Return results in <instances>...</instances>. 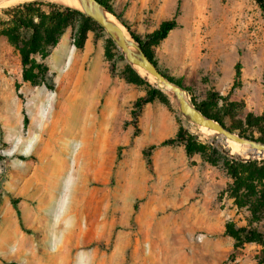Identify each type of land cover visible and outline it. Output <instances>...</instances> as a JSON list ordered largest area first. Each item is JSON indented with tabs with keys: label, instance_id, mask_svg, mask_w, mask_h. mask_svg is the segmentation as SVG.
<instances>
[{
	"label": "rangeland",
	"instance_id": "1",
	"mask_svg": "<svg viewBox=\"0 0 264 264\" xmlns=\"http://www.w3.org/2000/svg\"><path fill=\"white\" fill-rule=\"evenodd\" d=\"M104 1L191 102L264 139V11L254 0ZM39 2L42 13L61 10ZM18 5L0 8V264H264V180L247 166L237 195L226 168L264 170V157L204 135L81 10L91 20L66 14L58 43L29 55L35 82L24 80L34 32L12 21ZM172 19L177 28L153 38ZM181 131L202 151L191 159L183 144L161 145Z\"/></svg>",
	"mask_w": 264,
	"mask_h": 264
},
{
	"label": "trees",
	"instance_id": "2",
	"mask_svg": "<svg viewBox=\"0 0 264 264\" xmlns=\"http://www.w3.org/2000/svg\"><path fill=\"white\" fill-rule=\"evenodd\" d=\"M99 1L105 7H107V9H109L110 11H113L112 8L110 6H108L106 1H104V0H99ZM254 1L264 11V0H254ZM42 4L43 3L39 2V1L29 2V3L20 4L11 10V11H14V14L12 15V21L14 22V24H16L20 28L31 29L34 32L31 41L27 44V47H28L27 50H24L22 53V55H23L22 64L24 66V80L30 81V82H35L34 77L28 72V69H27L30 53H32V51L34 52L36 50V48L39 47V44L41 42H43L47 46L55 45L58 43L60 37L63 34V20L65 19L66 14L77 13L80 16H83L86 21L91 20L89 17H85V15H83V13H80L79 11H76V10L68 8V7L65 8V7L60 6L58 8H60L61 10H51L48 13H42L39 9H35L36 6L39 7V6H42ZM52 6L56 7L55 4H52ZM179 9H180V2H179L178 7H177V14L179 12ZM26 18H31L32 20L35 18H38L39 24L30 26L26 22ZM177 26H178V24L176 22V19L166 21L161 25L160 29L154 33L153 38L160 39V40L166 39L167 36L169 35V33L172 30H174L175 28H177ZM81 30H82V33L84 34L86 29L82 28ZM133 37L140 44L141 50L144 52V54L155 64L156 67H158L156 62L152 58V55L140 43L139 39L137 37H135L134 35H133ZM160 71L170 81H172L173 83L184 88V86H182L181 83L176 82L174 79L167 76L162 70H160ZM240 76H241V72H240L239 67H237L236 79H239ZM150 102H152V98L150 95L137 100V102L135 103L136 109H134V111H133V117L136 118V115L138 113L137 110L140 109L143 104H147ZM192 103H193V101H192ZM193 105L195 107H197L198 110L201 111L202 113H204L206 116H208L211 119L218 121L219 123L224 125V123L217 116H213V115L208 114L202 108H200L199 106H197L194 103H193ZM232 131H234V130H232ZM240 135L246 136L243 133H240ZM258 141L264 142V139H259ZM178 143L184 145L186 154L190 159L192 158L193 154H195L197 152H202L200 150V148L197 146V144L195 143L194 139L192 137L187 136L183 131L179 132V134L175 138L163 141L161 143V145L162 146H168V145H175ZM120 150L121 149L119 148L118 151H120ZM207 161H210L213 163V161H211V159H208ZM150 162H151L150 157H148V164L149 165H150ZM257 164H258L257 162H247V163H241V164H237V165H235L234 163H227L226 164V168H227L231 178L234 180L233 185L235 187L234 190H235L237 195L240 194V192L242 190L241 189L242 181L244 179H246L245 175L248 174V171L245 169L247 166L254 168L253 172H250V176L252 179H254L255 182L260 183L262 180H264V170L260 169V168L258 169L256 167ZM252 234L256 235L257 233H252ZM9 264H18V263H9Z\"/></svg>",
	"mask_w": 264,
	"mask_h": 264
},
{
	"label": "water",
	"instance_id": "3",
	"mask_svg": "<svg viewBox=\"0 0 264 264\" xmlns=\"http://www.w3.org/2000/svg\"><path fill=\"white\" fill-rule=\"evenodd\" d=\"M80 1L84 3L91 11V13L86 12L88 13L89 17H91L108 33L112 41L123 52L124 56L131 64L137 65L148 71L154 75L161 84L172 91L178 102L180 112L184 117L188 118L193 124L198 125L199 127L207 126L217 130V134L223 136L225 139L231 138L235 141L246 144L252 151L256 152L257 156L264 157V142L252 139L247 136L239 135L225 125L211 119L199 111L198 108L195 107L191 100L187 97L186 91L181 86L173 83L167 77H165L158 67H156L155 64L144 54L126 27L118 20L129 33L131 40H129L125 33L108 18L107 13L111 14L112 16L113 14L99 0ZM130 41L136 45L138 51L143 56L142 59H137V57L133 55L130 49Z\"/></svg>",
	"mask_w": 264,
	"mask_h": 264
},
{
	"label": "bare ground",
	"instance_id": "4",
	"mask_svg": "<svg viewBox=\"0 0 264 264\" xmlns=\"http://www.w3.org/2000/svg\"><path fill=\"white\" fill-rule=\"evenodd\" d=\"M35 1H42V0H0V8L11 7L14 5H18V4H22V3H28V2H35ZM45 1L53 2V3L59 4V5L68 7V8H72V9L81 10L83 12L91 13L89 8L84 3H82L80 0H45ZM107 16L111 21H113L119 27V29L121 31H123L125 33V35L129 38V40H131L129 33L122 26V24L116 18H114L111 14L107 13ZM130 49H131V52L133 53V55H135L137 57V59H142L143 56L138 51L136 45L132 41H130ZM127 61L129 62V60H127ZM131 65L142 77L146 78L150 83L154 84L156 87L160 88L161 90H163L166 93H172V91L169 88L165 87L163 84H161L154 75H152L151 73H149L148 71L142 69L141 67H139L137 65H133V64H131ZM76 125H78V124H76ZM85 126L86 125L84 124L83 126L81 125V126H77V127L82 130L85 128ZM200 129L204 135H215L218 133L217 130L209 128L207 126H201ZM66 131H68L67 135L70 138L78 137V135L80 134V133H77L76 130H72V129L66 130ZM221 137L224 138L223 136H221ZM224 140L226 141L228 147L231 149L232 153H234L238 156L247 158L249 156L256 155V152L252 151L249 148V146H247L246 144L235 141L231 138H227Z\"/></svg>",
	"mask_w": 264,
	"mask_h": 264
}]
</instances>
